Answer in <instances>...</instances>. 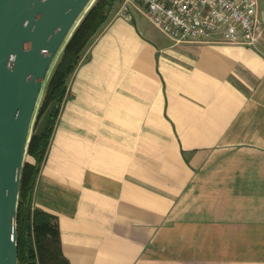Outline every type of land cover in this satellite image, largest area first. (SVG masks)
Wrapping results in <instances>:
<instances>
[{
    "label": "crops",
    "instance_id": "crops-1",
    "mask_svg": "<svg viewBox=\"0 0 264 264\" xmlns=\"http://www.w3.org/2000/svg\"><path fill=\"white\" fill-rule=\"evenodd\" d=\"M259 7L256 47L174 42L134 10L89 46L33 196L67 264H264Z\"/></svg>",
    "mask_w": 264,
    "mask_h": 264
},
{
    "label": "water",
    "instance_id": "water-1",
    "mask_svg": "<svg viewBox=\"0 0 264 264\" xmlns=\"http://www.w3.org/2000/svg\"><path fill=\"white\" fill-rule=\"evenodd\" d=\"M96 0H0V264H19L17 210L38 111Z\"/></svg>",
    "mask_w": 264,
    "mask_h": 264
},
{
    "label": "trees",
    "instance_id": "trees-1",
    "mask_svg": "<svg viewBox=\"0 0 264 264\" xmlns=\"http://www.w3.org/2000/svg\"><path fill=\"white\" fill-rule=\"evenodd\" d=\"M102 1L103 4L114 2ZM102 8L101 1L97 0L76 29L62 60L53 70L39 108L37 120L44 106L55 103V109L44 126L31 137L28 154L34 158V162H25L23 168L17 210L19 264H67L61 252L57 223L50 213L34 206L33 196L56 117L67 94L69 79L82 60L83 49L91 45L109 23V16L103 14Z\"/></svg>",
    "mask_w": 264,
    "mask_h": 264
},
{
    "label": "built area",
    "instance_id": "built-area-1",
    "mask_svg": "<svg viewBox=\"0 0 264 264\" xmlns=\"http://www.w3.org/2000/svg\"><path fill=\"white\" fill-rule=\"evenodd\" d=\"M259 0H124L122 16L141 11L174 42L219 38L256 47L262 37Z\"/></svg>",
    "mask_w": 264,
    "mask_h": 264
},
{
    "label": "rangeland",
    "instance_id": "rangeland-1",
    "mask_svg": "<svg viewBox=\"0 0 264 264\" xmlns=\"http://www.w3.org/2000/svg\"><path fill=\"white\" fill-rule=\"evenodd\" d=\"M97 1V0H96ZM101 1V4L103 5V14H107L109 16V23L112 21V19L116 16H122L124 13H126L125 9H123V2L124 0H114V2H112V4H109V3H105L103 4V1ZM261 1H264V0H261ZM108 23V24H109ZM164 35V34H163ZM165 36V35H164ZM90 44H88L86 46V48L83 49L82 51V54H81V59H83V57L85 56L86 52H87V49L89 48ZM64 52V51H63ZM63 58V53L61 54L59 60H58V63L62 60ZM57 63V64H58ZM73 76V75H72ZM71 76V78H72ZM71 78L69 79V82H68V86H69V83L71 81ZM68 90V89H67ZM67 95V94H66ZM66 98V97H65ZM43 100V99H42ZM65 100V99H64ZM64 102V101H63ZM62 102V104H63ZM61 104V106H62ZM41 106V105H40ZM53 109H55V103L54 102H50L48 103L46 106H44L42 108V111L40 113V117L39 119L37 120L36 119V124H35V127H34V131L33 133H37L38 131H40V129L44 126L47 118L51 115V113L53 112ZM39 112V111H38ZM33 135V134H32ZM31 155H29L27 153V156H26V162H29L30 159H31Z\"/></svg>",
    "mask_w": 264,
    "mask_h": 264
}]
</instances>
